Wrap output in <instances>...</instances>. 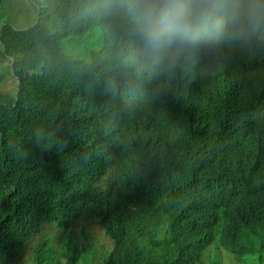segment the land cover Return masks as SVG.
Returning a JSON list of instances; mask_svg holds the SVG:
<instances>
[{
  "label": "trees",
  "instance_id": "1",
  "mask_svg": "<svg viewBox=\"0 0 264 264\" xmlns=\"http://www.w3.org/2000/svg\"><path fill=\"white\" fill-rule=\"evenodd\" d=\"M4 2L0 0V12ZM215 2L224 6L220 29L236 43L248 42L249 38H238L252 27L259 14L258 10L254 14L253 1ZM106 8L110 9L108 17ZM79 11L82 14L74 20ZM37 15V24L33 20L29 23L33 26L24 30L11 26L8 19L0 22V43L4 53L12 57L19 82L16 96L0 91V264H93L90 256L83 255L79 240H86L95 224L111 238L99 253L101 264H220L219 255L210 249L212 244L232 254L227 264H264L263 191L253 192L254 204L246 198L239 200V206L251 210L253 218L263 217L259 233L245 229L236 246L230 247L221 243L212 228L213 212L226 202L229 191L222 189L225 161L209 164V152L240 132H261L259 124L247 118L248 108L238 101L250 91L249 79L221 70V86L207 95L201 115L188 119L181 136L160 139L147 165L155 171L167 163L160 177L138 176L132 186L118 178L110 179L111 173L105 169L106 154H100L92 162L85 161L89 170L86 182L73 185L69 179L83 161L72 156V145L57 141L37 111L44 109L56 124L75 129L85 107L74 100L73 91L83 82L68 72V63L57 62L43 71V53L52 38L46 31L60 34L69 29V36L74 22L91 30L114 24V33L105 41H93L88 32L75 36L90 46L80 51L82 60L76 72L83 75L93 68L101 100L115 106L124 82L138 78V58L132 56L128 67L116 73L111 50L121 48L129 38L132 30L127 23L133 15L119 0H53ZM42 18L46 25L41 24ZM244 52L239 50L240 54ZM253 59L251 54L245 56L248 69ZM197 60L229 63L231 57L205 47ZM91 61L94 64L89 66ZM240 148L245 160L252 156L245 142ZM120 156L125 161L132 159L126 143ZM249 166L253 171L260 168L255 160ZM122 189L131 207L138 208L125 229L120 221L128 216L117 217L115 213ZM84 219L94 224L86 227ZM176 220L181 222L180 227ZM60 223L66 226L55 231L53 226Z\"/></svg>",
  "mask_w": 264,
  "mask_h": 264
},
{
  "label": "clouds",
  "instance_id": "2",
  "mask_svg": "<svg viewBox=\"0 0 264 264\" xmlns=\"http://www.w3.org/2000/svg\"><path fill=\"white\" fill-rule=\"evenodd\" d=\"M52 1L50 0L48 3L39 1L38 7H35L28 0H23L22 2H25L30 13L22 14L23 23L24 19L28 21L32 19L37 24L39 15L33 14L31 10H40L41 7L47 6ZM252 1L251 7H253L254 14L256 15V10L259 11V14L252 27L239 35L238 38L239 40L247 38L250 40L239 44L231 36L217 37L212 32L225 33L220 29L224 6L216 3L215 0H119L123 7L131 9L133 18L127 23L131 26L132 32L125 44L121 48H111L115 58V72L127 68L132 56L138 58L139 70L136 81L127 79L124 82L121 99L115 106H107L101 100L98 93L99 84L96 82L97 74L93 68L87 69L83 75L76 72L78 63L82 60L79 53L89 44L85 45L75 36L80 32H88L93 41H105L114 33V24L91 30L82 29L77 22H74L73 29L78 31H70L69 36L66 35L67 32L61 34L67 29H63L60 34L47 29L46 34L52 38L43 53L41 61L44 67L43 71L48 65L57 62L68 63L70 68L68 72L78 82H83L82 86L73 91L74 100L84 103L85 107L75 129L70 130L56 124L49 112L44 109L37 111L41 121L56 135L57 141L72 145L74 148L72 156L83 161V165L69 179V182L77 186L83 185L89 175L85 161L92 162L100 154H106L105 169L111 172L110 179L118 178L132 186L138 176L160 177L163 170L168 167L167 163L159 170L147 169V165L155 156L160 139L181 136L186 121L191 117L200 116L204 111L205 99L209 95V93H203L204 95L201 97H194L185 88H177V81L184 75L185 70L193 69L191 75L197 77L208 90H214L219 87V82L222 80L221 70L226 69L229 76L249 79L250 91L238 101L248 108L247 118L255 120L259 124L261 132L259 135L252 131L240 132L232 141L219 142L209 152V164L218 159L225 161L227 173L222 181V189L226 188L229 191L226 202L213 212L212 228L221 243L230 247L236 246L245 229L259 233L263 217L253 218L251 210L239 206L241 198H246L254 204L253 192L255 190L264 192V104L258 103L253 96L254 91L264 94V52L261 53L256 45L250 42L253 35L264 30V0ZM109 11V8L104 9V14L107 16ZM3 13L5 16L0 19V22L8 19L10 25L16 29L24 30L33 26L27 24L18 27L4 8ZM81 14L79 11L74 20H77ZM17 21L19 24H23L18 18ZM42 23L46 25L43 18ZM191 40L199 44L198 54H195V51L184 49L183 42ZM209 42L212 45H208V47L214 48L217 45H222L219 52L229 55L231 60H236L233 70L227 67L228 63H206L203 61L197 63V57ZM242 49H245V52L240 54L239 50ZM250 54L254 59L253 66L248 69L245 56ZM27 58L28 56H25V60ZM1 61L6 64L3 69L6 70L9 77L16 81V89L6 94L16 96L19 82L13 72L12 57L4 53L0 43V64ZM91 64L94 62L91 61L89 66ZM4 78L5 73L0 70V82ZM159 121H164L165 125H159ZM241 142H245L252 151V156L246 160L241 154ZM123 143L127 144L131 152L132 159L129 161L121 159L120 150ZM174 152L175 149L171 151L169 158ZM251 160L260 164L259 170L251 169L249 166ZM66 165L67 162H65V167ZM121 193L115 204L117 207L115 213L117 217L128 216L126 220L120 221L121 226L125 229L129 217L138 208L131 207L126 191L122 189ZM82 223L89 227L93 222L84 219ZM176 223L180 227L181 222L176 220ZM60 226H66V224L60 223L54 225L53 228L58 231ZM95 234L103 241L98 250L92 244ZM105 234H107L106 231L95 224L93 232L87 235L86 240H79L83 255L90 256L93 264L96 259L101 264L99 253H103V247L111 242L110 236ZM210 249L219 255L220 264H227V258L233 257L230 252L223 250V247L216 249L212 244Z\"/></svg>",
  "mask_w": 264,
  "mask_h": 264
},
{
  "label": "rangeland",
  "instance_id": "3",
  "mask_svg": "<svg viewBox=\"0 0 264 264\" xmlns=\"http://www.w3.org/2000/svg\"><path fill=\"white\" fill-rule=\"evenodd\" d=\"M28 2L32 6L38 7L39 0H28ZM4 9L6 10V12L10 16V18L12 20H15V25L18 26V27H23V26L29 24V22H31V21H28L27 19H24V23H23L22 19L24 17H22V14H27L28 15L30 13H29V10L26 8L25 2H22V0H5ZM31 12H33V10H31ZM4 16H5V14L3 13V10H1L0 19H3ZM17 18L20 21V23H23V24H19V22L17 21ZM5 66H6V64L4 62L2 63V61H1L0 70H3V72L5 73V78H4V80L2 82H0V91L8 93L9 91L16 89L15 88V86H16L15 82L16 81H14V79L9 77L8 73L6 72V70L3 69ZM102 242L103 241L99 238V236L97 234H95V237H94L95 249L98 250L101 247ZM24 257L27 258V255H24L23 258ZM11 262L14 263L13 261H6L5 264H11ZM94 264H99L97 259L95 260Z\"/></svg>",
  "mask_w": 264,
  "mask_h": 264
},
{
  "label": "bare ground",
  "instance_id": "4",
  "mask_svg": "<svg viewBox=\"0 0 264 264\" xmlns=\"http://www.w3.org/2000/svg\"><path fill=\"white\" fill-rule=\"evenodd\" d=\"M32 10H33V14H35V15H37V13L39 12V10H37V9H32ZM29 21L32 22L33 20L31 19ZM68 31H69V29L66 32H68ZM71 31L76 32L78 30L72 29ZM214 33H215V36H217V37L221 36L222 38L229 34V33H218V32L217 33L214 32ZM209 43L206 44L207 47H208V45H212V43H210V44ZM193 71H194L193 69H189V70L184 71V75L177 81V88H182V87L185 88L194 97H201L200 91L202 93H210L212 90H208V88L206 86H204L203 83L200 80H198L197 77L191 75L193 73ZM204 105H205V103H204ZM178 118L181 119V117H178ZM158 123H159V125H165L164 121H159ZM186 124H187V121H186ZM134 131H138V130H134ZM159 135H162V133H159ZM106 171L111 173L108 169H106Z\"/></svg>",
  "mask_w": 264,
  "mask_h": 264
},
{
  "label": "water",
  "instance_id": "5",
  "mask_svg": "<svg viewBox=\"0 0 264 264\" xmlns=\"http://www.w3.org/2000/svg\"><path fill=\"white\" fill-rule=\"evenodd\" d=\"M220 23L222 24V22H220ZM254 23L255 22H253V24ZM211 26L214 27L213 25H211ZM208 30H210V29H208ZM212 32H216V31H212ZM250 42L253 43V45H256L257 49H259L261 53L264 52V30L260 31L255 36L253 35ZM221 46L222 45H217L216 47H214V49L219 51V48ZM183 47L186 51H195V54L199 53V44L198 43L196 44L195 42H193V40L183 42ZM233 60L234 59H232L227 65V67H229L231 70H233L235 68L236 60H234V61ZM200 62L201 61L197 60V63H200ZM219 86H221V82H219ZM203 95L204 94L200 91V96H203ZM253 96L255 97V99L257 100L258 103L264 104V94L259 93L257 91H254Z\"/></svg>",
  "mask_w": 264,
  "mask_h": 264
}]
</instances>
